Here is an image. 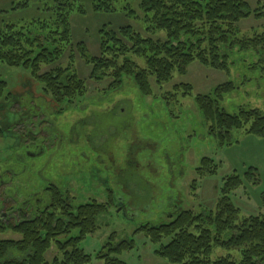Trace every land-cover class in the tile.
Segmentation results:
<instances>
[{"label": "rangeland", "instance_id": "obj_1", "mask_svg": "<svg viewBox=\"0 0 264 264\" xmlns=\"http://www.w3.org/2000/svg\"><path fill=\"white\" fill-rule=\"evenodd\" d=\"M52 1H1L0 30L8 25L26 26L45 18V9ZM70 1L85 11L84 15L73 13L70 16L73 43H83L92 57L99 54L98 32L103 28L117 30L129 26L144 38L165 39L163 32L151 35L145 30L139 0H119L112 13L94 12L93 0ZM246 1L253 10L264 5V0ZM263 26L264 18L251 17L239 23L244 32ZM233 55L229 74L194 62L185 75L174 74L168 84L159 86L150 78L152 96L143 97L127 79L116 92L106 91L108 81L89 80L90 68L74 53L75 68L85 80L87 94L71 105H64L65 111L60 115H56V108L42 94L41 86L29 72L0 64V79L6 82L9 90L29 85L30 81L33 94L24 95L21 108L25 112L37 109L38 114H44L52 133L47 138L52 146L42 147V155L24 154L25 172L17 181L16 198L19 202H28L35 195L43 198L46 187L53 185L67 194L75 206L93 200L105 205L109 198L94 181L91 167L92 164L100 168L107 166L112 158L116 175L122 178L120 182L127 180L136 190L143 189L144 196L149 199L145 203H132L131 196L119 194L123 201L130 202L125 214L120 207L110 205L97 218L95 233L80 242L84 253L91 256V264H103L96 255L111 240L113 244L132 241L130 250H123L116 256L125 264H169L155 254L160 245L153 243L146 232L136 230L141 226L166 224L180 210H190L194 214L214 211L228 179L238 180V185L226 194L239 215L264 216V137L247 135L242 130L232 131L229 142L224 140L225 144L221 145L219 139L209 133L194 101V97L211 94L217 86L231 82L235 90L225 95L220 104L226 114L233 115L239 108L264 112V76L249 69L250 53ZM130 58L143 65V61ZM252 60L251 63L256 62L255 58ZM67 62L68 55L59 64L65 67ZM176 85H189L191 95L174 92ZM4 115L9 121L16 116L8 112ZM136 146L141 148L140 152ZM134 151L138 155L135 156V169L129 162V153ZM15 153L13 140L5 134L0 139V160L9 163ZM203 158L211 161L206 171L212 170V173L196 172ZM138 163L137 171L142 167L139 172L136 171ZM193 181L195 186L191 189ZM3 237L14 238L10 234ZM162 243L166 244L167 240ZM52 254L46 253L48 261ZM225 254L216 250L213 257Z\"/></svg>", "mask_w": 264, "mask_h": 264}, {"label": "trees", "instance_id": "obj_2", "mask_svg": "<svg viewBox=\"0 0 264 264\" xmlns=\"http://www.w3.org/2000/svg\"><path fill=\"white\" fill-rule=\"evenodd\" d=\"M52 2L45 9V18L0 30V64L29 72L59 113L65 111L64 105L87 94L85 80L75 68L74 53L90 68L89 80L108 81L106 91L116 92L127 79L143 97L152 96L150 78L159 86L168 84L174 74L185 75L194 62L229 74L234 53H250L249 69L264 76V26L247 32L239 27L242 20L264 18V5L253 10L246 0H139L145 30L151 35L163 32L165 39L144 38L129 26L103 28L98 32L99 54L92 57L83 43H73L71 34L70 16L84 15L85 11L70 0ZM117 3L119 0H93L92 9L112 13ZM66 55L68 62L62 67L59 63ZM130 57L143 61V65ZM254 58L256 62L251 63ZM6 88L0 79V99ZM173 89L181 91L182 96L191 95L189 85ZM234 90V85L227 82L211 94L194 97L209 133L221 145L224 140L229 142L232 131L264 137V112L239 108L229 115L220 108L224 96ZM210 166L211 161L203 158L196 172ZM210 173L212 170L205 174ZM227 181L214 211L194 214L180 210L166 224L141 226L136 231L146 232L153 243L159 244L155 254L169 264H264V216L241 217L226 194L238 185V180ZM194 186L195 181L191 189ZM125 191L130 193L132 203L149 199L141 188L136 190L128 184ZM16 194L0 205V264H91L92 258L84 253L80 242L95 233L97 218L110 205L119 207L109 195L105 205L93 200L75 206L53 185L39 200L35 195L28 202H19ZM6 234L14 238L4 239ZM112 242L96 259L103 264H125L116 256L130 250L132 241ZM216 250L226 254L213 257ZM47 252L53 253L49 261Z\"/></svg>", "mask_w": 264, "mask_h": 264}, {"label": "flooded vegetation", "instance_id": "obj_3", "mask_svg": "<svg viewBox=\"0 0 264 264\" xmlns=\"http://www.w3.org/2000/svg\"><path fill=\"white\" fill-rule=\"evenodd\" d=\"M4 83L6 84L5 81ZM28 83L29 85L23 84L22 86H18L14 89L12 88L11 90L8 89L6 84V94L0 99V139H2V136L5 134L10 136L13 140L14 149L16 151L11 162L4 164V161L0 160V205L9 202L12 199V195H15V193L18 192L19 187L17 181L21 174L25 172V168L22 166V163L24 162V154L30 157H35L37 155H42V147L52 146V141L47 139L52 136L51 130L49 129L50 123L48 120H44V114H38L40 112H38L37 109H32L35 112H25L21 108V102L24 101L22 99L24 98V95L33 94V87L30 85V81H28ZM26 87H28L27 91ZM48 99L56 108L57 106L51 101V99ZM7 112L16 115L12 121H9L5 117L4 114ZM63 112L59 113L56 111V115H60ZM136 148L137 151H141L140 147ZM17 151H20L21 154L17 153ZM135 156V151L129 153V162L133 159V162L131 161L133 166H135ZM143 166L144 169L147 168L144 163ZM114 167L115 161L110 158L108 165L103 166L102 168L96 167L92 164L91 174L95 178L94 181L101 185L103 190H105V193L112 196L115 199L114 201L118 202L120 210L124 213L128 201H123L122 198L119 197V194L130 196V193L125 190L126 186L128 184L130 185L131 182L127 180L120 182L122 178L118 174L116 175ZM46 188L49 189L50 186ZM36 199L39 200V198Z\"/></svg>", "mask_w": 264, "mask_h": 264}, {"label": "crops", "instance_id": "obj_4", "mask_svg": "<svg viewBox=\"0 0 264 264\" xmlns=\"http://www.w3.org/2000/svg\"><path fill=\"white\" fill-rule=\"evenodd\" d=\"M1 1H3V0H0V2H1ZM1 7H2V6H1V4H0V9H1ZM6 7H8V6H6Z\"/></svg>", "mask_w": 264, "mask_h": 264}]
</instances>
